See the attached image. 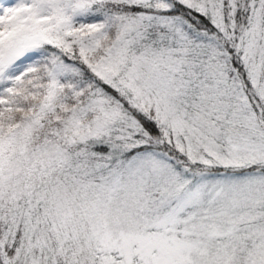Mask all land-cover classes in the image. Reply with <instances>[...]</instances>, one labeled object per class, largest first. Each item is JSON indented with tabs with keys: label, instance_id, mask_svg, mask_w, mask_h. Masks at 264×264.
<instances>
[{
	"label": "snow or ice",
	"instance_id": "1",
	"mask_svg": "<svg viewBox=\"0 0 264 264\" xmlns=\"http://www.w3.org/2000/svg\"><path fill=\"white\" fill-rule=\"evenodd\" d=\"M0 264H264V0H0Z\"/></svg>",
	"mask_w": 264,
	"mask_h": 264
}]
</instances>
